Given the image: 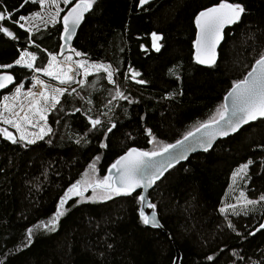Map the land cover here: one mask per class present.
Wrapping results in <instances>:
<instances>
[{
    "label": "trees",
    "instance_id": "trees-1",
    "mask_svg": "<svg viewBox=\"0 0 264 264\" xmlns=\"http://www.w3.org/2000/svg\"><path fill=\"white\" fill-rule=\"evenodd\" d=\"M216 2L148 0L140 5L139 0H95L73 48L88 60L118 67L115 86L103 73L87 77L84 87L61 97L47 117L52 133L35 144L0 136V264H173L176 248L180 264H264V229L259 228L264 204L258 202L248 215L227 212V220L218 211L228 201L232 171L248 159L253 160L248 182L239 186L249 199L264 194V118L172 167L155 182L150 200L164 230L140 223L141 203L134 198L139 193L102 201L71 197L54 231L39 227L53 216L60 197L82 178L94 157H100L96 172L103 177L128 148L152 151L159 148L157 142L173 144L215 117L232 83L243 79L264 54V0H238L246 11L239 23L225 30L215 63H196L195 15ZM3 9H16L11 19L0 22L16 39L0 33V65L14 64L19 51L27 49L37 55L35 66L42 67L49 53L60 51L61 21L33 32V44L13 23L38 11V3L3 0ZM152 32L162 36L159 52L151 47ZM129 68L146 83L129 79ZM10 71L17 85L29 84L31 70L14 66ZM115 87L132 103L113 100L109 106ZM88 116H99L104 126L90 131ZM101 141L107 147L101 149ZM28 228H33L31 243Z\"/></svg>",
    "mask_w": 264,
    "mask_h": 264
},
{
    "label": "snow or ice",
    "instance_id": "snow-or-ice-1",
    "mask_svg": "<svg viewBox=\"0 0 264 264\" xmlns=\"http://www.w3.org/2000/svg\"><path fill=\"white\" fill-rule=\"evenodd\" d=\"M27 2L28 0H25V3ZM31 2L33 4L38 3L40 10L32 12L30 16L20 15L18 19L13 20L14 24H18L19 28L24 29L28 33V44L34 43L31 36L32 29L37 28L36 21L45 26L48 24L55 25L57 18L64 11L60 7L61 0H31ZM147 2L148 0H139L140 5H144ZM62 3L71 6L68 7L66 14L62 17L63 32L60 35V40L64 43L60 45V48L63 49L68 46V51L71 54L63 55L62 59H57V56L61 55V53H49L47 64L38 67L35 66V61L37 60L35 52L27 49L19 51V57L14 60V64L32 71V85L33 87L38 86L39 91H33V88L30 87L27 91L22 92L21 86H17L11 96L3 97L2 108H0V122L15 129L19 141L25 142L27 145L35 144L38 140H43L45 136L52 133V128L47 123L48 113L57 109V106L61 103L62 96H65L66 93L72 95V93L76 92V89L68 92L66 86L75 82L78 86L84 87L87 77L100 73L104 74L103 78L107 80L108 84L115 86L116 81L114 78L119 72V68L114 67L110 63L90 62L87 59H80L86 54L69 46L76 27L84 19V14L93 8L95 0H74V2L72 0H62ZM2 6L3 0H0V8ZM20 6L23 7L24 5L21 4ZM15 11L16 9L12 11L7 9L0 10V22L11 19ZM245 11V7L238 0H218V2L203 8L195 15L196 38L193 41V48L195 49L193 58L197 64L211 66L215 63L216 49L223 39L225 27L239 23ZM25 23L29 27H25ZM37 30L39 29L37 28ZM0 33L6 37L16 39L8 27H0ZM150 38L152 49L159 52L162 47L159 43L162 40V36L152 32L150 33ZM36 46L39 47V45ZM140 47L145 51L147 50L144 49L143 44ZM73 56L78 59L74 60ZM12 67L13 64L0 65V68L4 69H11ZM169 71L171 72L172 70L170 69ZM128 72L130 73L128 78L135 83L141 85L146 83L143 79H136L140 76L138 71L129 68ZM36 73H42L44 77L57 81L60 86H54L46 82ZM77 76L80 78L76 79ZM13 80V75L0 73V89L12 84ZM77 95L79 94L77 93ZM224 99L225 101L231 100V116L228 117V105L222 104L217 110L215 117L210 121L201 123L195 129L196 133H199L202 129L204 130V137L198 140L200 147L204 151H208L212 147V141L217 136H227L230 132L237 131L241 125L249 121H254L258 117L264 118V54H261L255 60L251 71L243 79L232 83ZM113 100H128L129 103H132L119 87H115V94L108 102L109 106L112 105ZM88 103H91V101H88ZM60 110L63 111V109ZM109 110H111V107H109ZM74 111L80 112V109L76 108ZM102 115L106 116L107 113ZM87 123L91 125L90 131L104 126L99 116L95 118L88 116ZM114 127L115 124H112V127L107 128V132H111ZM29 129L33 130L30 131ZM148 135L151 137L150 131H148ZM193 135L194 133L190 131L184 136L183 140H177L175 144H163L152 151L130 147L110 166L109 175H104L102 178L95 175V162L99 161L100 157H94L93 162L88 165L82 178L71 184L67 191L64 192V195L60 197L53 216L47 222H40L39 227L47 231H54L57 221L65 214L64 205L67 200L71 196L83 197L84 193L89 189L92 191V195L88 197L89 200H107L113 196H133L136 189L150 186L163 175L166 168L173 166L174 161L184 159L185 156L184 153H181L179 157L172 156L166 162V165L155 162V158L177 148ZM0 136L12 143L18 142L17 135H14L7 128H0ZM80 142V139L76 141L77 144ZM84 143H87V140H84ZM148 143L152 144L153 139L150 138ZM99 147L103 149L107 145L101 141ZM190 150H192L191 146L186 148L185 152ZM252 164L253 160L248 159L247 162L241 163L232 171V185L230 187L237 185L238 181H243L245 184L248 182L247 173L249 166ZM113 170H115L114 175L112 174ZM134 198L139 202H143V196L140 194H137ZM236 200L237 203L235 204L226 203L219 208V213L224 215L226 220L228 210H231L232 215H248L250 212H254L258 202L264 204V194L259 196L258 200L249 199L246 197L245 192L241 190ZM148 207L154 208L155 205L149 204ZM138 215L139 221L143 225L151 224L153 227L156 226L155 215L152 216L151 220L143 210H140ZM227 226L235 231L231 221H228ZM259 228L264 229V223H261ZM32 234L33 228H28V243L32 242ZM249 234L251 235L252 233ZM237 235H240V233L237 232ZM207 260L212 261L213 257L209 255ZM252 264H258V262L253 261Z\"/></svg>",
    "mask_w": 264,
    "mask_h": 264
},
{
    "label": "water",
    "instance_id": "water-1",
    "mask_svg": "<svg viewBox=\"0 0 264 264\" xmlns=\"http://www.w3.org/2000/svg\"><path fill=\"white\" fill-rule=\"evenodd\" d=\"M90 10H91V9H90ZM90 10H89V11H90ZM89 11H88V12H89ZM88 12H87V13H88ZM87 13L84 14V18H85V16H86ZM65 14H66V13H65ZM83 21H84V19H83V20L81 21V23L76 27V30H75V32H74V34H73V39L69 42V46H70V47H73V46H72V45H73V41H74V39H75V37H76V35H77V32H78V30H79V27H80V25L82 24ZM228 27H230V26H226V27H225L224 32H225V30H226ZM223 41H224V35H223V39H222L221 43L217 46V49H216V59H217V55H218L219 48H220L221 44L223 43ZM61 42H62L61 44L64 43L62 40H61ZM66 52H68V46H65V48H63V49L60 48L59 53L64 54V53H66ZM215 61H216V60H215ZM203 66H208V65H203ZM250 71H251V70H250ZM2 73H7V74H11V75H13L14 80H13V83H12V84L7 85L4 89H0V93H2V92H4V91H7L8 89H10L11 87H13V86L16 85V78H15V75H14L10 70H4ZM228 92H229V91H228ZM228 92H227V94H228ZM227 94H226V95H227ZM226 95H225V96H226ZM224 98H225V97H224ZM223 104H227V105H228V107H229L228 117H230V116H231V111H230V109H231V100L229 99V100L225 101V99H224ZM259 118H261V117H258L257 119H259ZM257 119H256V120H257ZM256 120H254V121H256ZM254 121H249V122L246 123V124L252 123V122H254ZM246 124L241 125V127H240L237 131H235V132H230L229 135H227V136H217V137L212 141V147H210V148L208 149V151L211 150L212 148H214L218 141L223 140V139H225V138H227V137H230V136L236 134V133H237L238 131H240V130L242 129V127L245 126ZM195 129H196V128H195ZM195 129H193V130L191 131V132L194 133V135L191 136V137H189L188 140H187L186 142H184L183 144L179 145L177 148L170 150L168 153H164V154H162L161 156L156 157V158H155V162H157V163H163V164L166 165V162H167L168 160H170V159L172 158V156H177V157H179V155H180L181 153H184L185 158H184V159H178V160L174 161V162H173V166H172V167H174V166H176V165H178V164H181V163L186 162L190 157H192L193 155H195V154H197V153H203V152H206V151L203 150V148L200 147V145H199V143H198V140H199L201 137H204V130L202 129L199 133H196V132H195ZM183 138H184V137H183ZM183 138H181L180 140H183ZM205 138H206V137H205ZM173 144H175V143H173ZM189 146H191V149H192V150H190V151H186V152H185V149L188 148ZM136 148H137V147H136ZM139 149H140V148H139ZM141 150H142V149H141ZM122 155H123V154H122ZM114 162H115V161H114ZM112 164H113V163H112ZM112 164H111V165H112ZM111 165H110V166H111ZM110 166H109L108 169H107V173H106V175H109V168H110ZM172 167H171V168H172ZM171 168H166V170L164 171L163 175L160 176L159 179H161V178H162V177H163V176H164V175H165V174H166ZM112 174H113V175L115 174V170H113ZM159 179H157L156 181H158ZM156 181H155V182H156ZM154 187H155V183L151 184V185L148 186V187H144V188L136 189L135 193H139L140 195L143 196V202H140V203H141L140 210H143V211L145 212V214L149 217L150 220H151L152 216L155 215V218H156V226L153 227L151 224H149V225H147V226L152 227V228H156V229H162V230H164V226L162 225V223H161V221H160V219H159V216H158V213H157L156 210H155V207H154V208H149V207H148L149 204H152V202H151V200H150V192L154 189ZM140 210H139V211H140ZM262 223H264V219H263V222H262ZM180 260H181V253H180L179 249L176 248V257H175V260H174V263H173V264H180Z\"/></svg>",
    "mask_w": 264,
    "mask_h": 264
},
{
    "label": "rangeland",
    "instance_id": "rangeland-1",
    "mask_svg": "<svg viewBox=\"0 0 264 264\" xmlns=\"http://www.w3.org/2000/svg\"><path fill=\"white\" fill-rule=\"evenodd\" d=\"M73 1V0H72ZM67 6L68 5H64L63 3H62V0H61V3H60V7L62 8V9H64V11L63 12H61V15L57 18V23L58 22H62V17H63V15L66 13L65 12V10H66V8H67ZM40 10V9H39ZM38 10V11H39ZM31 14H29V15H27V16H30ZM36 23V25H37V28L40 30V29H44V28H46V27H48V26H50V25H53V24H48L47 26H45L44 24H41L39 21H36L35 22ZM56 23V24H57ZM25 27H29V25L27 24V23H25ZM37 28H33L32 29V33L33 32H36V31H38L37 30ZM159 43H160V41H159ZM73 48V47H72ZM59 53V52H58ZM69 54H71V53H69V51L68 52H66V53H64V54H61V55H58L57 56V59H62L63 58V55H69ZM73 59L75 60V59H78L77 57H75V56H73ZM80 59H86V58H84V57H80ZM88 60V59H87ZM90 62H100V61H91V60H89ZM101 63H106V62H101ZM20 67V66H19ZM32 75H33V73H32ZM36 75H38V76H40V78L41 79H43V80H45L46 82H48V83H51L52 85H54V86H60V85H58V82L57 81H52V80H50L48 77H44L43 76V74L42 73H36ZM32 78V77H31ZM80 77L79 76H77L76 77V79H79ZM17 86H21V88H22V92L23 91H27V89L28 88H30V87H32L33 88V91H39V87L38 86H35V87H33V85H32V79H30V82H29V84H25L24 82H22V83H20V84H18V85H16L15 87H17ZM15 87L10 91V92H8V93H5V94H3L2 96H1V100H0V108H2V101H3V97L4 96H11L12 94H13V92H14V90H15ZM67 88H68V91H71L72 89H76L77 87H79L75 82H73L71 85H69V86H66ZM49 114V113H48ZM48 123V122H47ZM49 125V124H48ZM50 127V126H49ZM0 128H7L9 131H11L14 135H17V138H19L18 137V134L16 133V131H15V129H13L10 125H5V124H3L2 122H0ZM30 131H32L33 129H29ZM39 141V140H38ZM161 145H163V144H161V143H159V142H157L156 143V147H160ZM95 175L97 176V177H99V178H102V177H100L98 174H97V172L95 173ZM240 182L241 181H238V184L237 185H233L232 187H230V189L228 190V198H227V203H232V204H235V203H237V200H236V198L239 196V193H240V191L242 190V187H240L239 186V184H240ZM234 189V190H233ZM242 191H244V190H242ZM245 192V191H244ZM92 195V191H91V189H89L87 192H85L84 193V195H83V197H78V196H71V197H78L80 200H83V201H102V200H100V199H95V200H89L88 199V197L89 196H91ZM245 195H246V193H245ZM70 197V198H71ZM113 197H115V196H113ZM247 197V196H246ZM112 198V197H111ZM248 198V197H247ZM228 212H231V210H228Z\"/></svg>",
    "mask_w": 264,
    "mask_h": 264
},
{
    "label": "bare ground",
    "instance_id": "bare-ground-1",
    "mask_svg": "<svg viewBox=\"0 0 264 264\" xmlns=\"http://www.w3.org/2000/svg\"><path fill=\"white\" fill-rule=\"evenodd\" d=\"M224 33H225V32H224ZM72 46H73V45H72ZM14 66H17V65L13 64V67H14ZM5 70H11V69H5ZM16 85H17V84H16ZM16 85H15V86H16ZM15 86L11 87L10 89H13ZM10 89H8V90H10ZM8 90H7V91H8ZM5 92H6V91H4V92H2V93H5ZM0 94H1V93H0Z\"/></svg>",
    "mask_w": 264,
    "mask_h": 264
}]
</instances>
